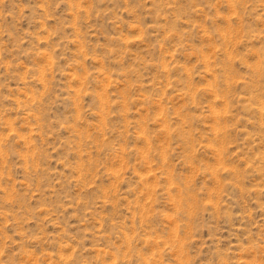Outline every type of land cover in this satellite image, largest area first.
Here are the masks:
<instances>
[{
    "label": "rangeland",
    "instance_id": "1",
    "mask_svg": "<svg viewBox=\"0 0 264 264\" xmlns=\"http://www.w3.org/2000/svg\"><path fill=\"white\" fill-rule=\"evenodd\" d=\"M0 264H264V0H0Z\"/></svg>",
    "mask_w": 264,
    "mask_h": 264
}]
</instances>
